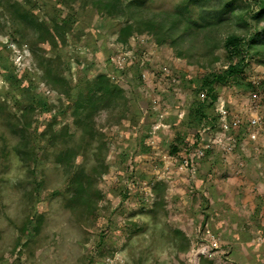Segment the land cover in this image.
<instances>
[{"label": "rangeland", "instance_id": "1", "mask_svg": "<svg viewBox=\"0 0 264 264\" xmlns=\"http://www.w3.org/2000/svg\"><path fill=\"white\" fill-rule=\"evenodd\" d=\"M19 1L48 26L67 14L70 27L63 44L33 45L32 53V30L19 35L0 7V264H264V65L248 59L244 76L214 85L212 103L197 89L201 76L235 60L223 35L244 29L229 24L215 32L208 55L201 33L184 34L175 46L157 44L146 31L117 41L132 15L158 16L181 0H142L119 18L83 1ZM121 55L122 68L110 61ZM41 62L68 81L69 98L43 81ZM97 73L124 90V102L94 116L106 167L94 181L99 193L90 214L69 205L67 175L53 155L80 141L72 98ZM203 100L210 123L195 115ZM220 102L243 122L239 129H219ZM28 104L36 106L29 134L38 158L27 168L13 151L19 138L8 120ZM253 115L259 128L248 126ZM52 116L53 133L65 126L74 136L54 143L39 137L50 132ZM95 144L79 150L74 167L88 172L96 164ZM198 144L211 147L197 155Z\"/></svg>", "mask_w": 264, "mask_h": 264}, {"label": "trees", "instance_id": "2", "mask_svg": "<svg viewBox=\"0 0 264 264\" xmlns=\"http://www.w3.org/2000/svg\"><path fill=\"white\" fill-rule=\"evenodd\" d=\"M83 1L92 4L98 11L110 16L119 18L124 11L129 12L132 8L139 9L142 0H131L124 3L121 0H72ZM66 3L68 0H59ZM0 7L7 13L10 19L20 28L19 35L27 28L32 30V46L40 48L39 44L46 43L50 47H56V40L64 43V33L70 27V19L67 14L61 18L54 16L51 26H48L42 19L29 9L22 6L19 0H0ZM136 14V13H135ZM56 17V18H55ZM134 17V18H132ZM233 24L237 30L244 29V33L237 31L225 33L222 38L223 48L235 60L229 62L225 68L218 72H207L200 78L197 89L203 90L206 97L215 100L213 87L215 84H228L236 78L245 75L248 59H253L256 63L264 65V0H181L173 11H163L160 15L152 16H131V19L119 29L117 41L125 43L129 35L133 32L146 31L153 35L157 44L168 43L175 46L177 39L184 34L194 35L201 33L204 41L203 47L207 46L209 55L210 47L208 42L213 34L218 33L221 28ZM206 34V36H204ZM34 41V42H33ZM42 49V48H41ZM44 64V65H43ZM43 65V66H40ZM39 68L44 69L43 81L50 84L51 89L61 91L66 97H70V86L68 81L59 72L53 71L50 64H39ZM79 84L81 83L78 82ZM254 84V83H252ZM82 87L77 90L72 98L71 116L72 122L79 130V142L73 146H66L54 152L53 159L61 164L67 175V187L70 191L68 197L69 205L84 209L87 213H92L95 205V198L98 191L93 189L96 177L105 171L104 155H102L104 142L95 128L94 116L100 110L115 109L124 102V90L113 83L105 73H97L89 80L82 82ZM252 85L248 83V87ZM61 88V89H60ZM45 109L47 105L43 103ZM207 105L204 100L198 102L196 106L197 119H204L210 123L212 119L207 114ZM36 106L28 104L20 110V114L15 121L8 120L12 130L17 133L18 142L13 147L19 161L25 167H31L38 158L35 151V138L29 134L31 128L30 114ZM55 118L49 119V131L40 132L39 137H48L49 143H54L56 139L64 136L73 137L74 133L66 131L63 126L57 133H53L51 128ZM95 141L93 155L96 164L92 165L87 172L83 166L74 167V161L79 154V150L91 145ZM176 146L171 147V152L175 153ZM164 184L156 182L155 192H161ZM22 226V231L26 232L27 223ZM40 218H37L33 225V230L39 228ZM181 235L180 231H176Z\"/></svg>", "mask_w": 264, "mask_h": 264}, {"label": "built area", "instance_id": "3", "mask_svg": "<svg viewBox=\"0 0 264 264\" xmlns=\"http://www.w3.org/2000/svg\"><path fill=\"white\" fill-rule=\"evenodd\" d=\"M111 62H115L120 68H122L121 62L123 63L124 61V55H121L120 57H118L116 60H114L112 57L110 58ZM146 74L142 73L141 71H139V77L142 79H145ZM174 80V79H173ZM252 83H255L254 81H252ZM202 94V93H201ZM205 93L202 94V98H204ZM215 115L217 117V123H218V127L220 130L222 131H230V130H237L240 128V126L242 125V121L240 120L239 117L233 115L231 116L227 106L225 104H223V102H220L218 104H216L215 106ZM261 125V119L258 116H250L248 119V126L250 127H257L259 128ZM255 134L254 131L250 133V137L254 138ZM233 139V138H232ZM209 141L210 138H208ZM207 140V141H208ZM203 145V144H202ZM200 146L199 144L196 145L195 151L197 153V155H202L204 152V148L206 147H211L208 144H205L203 146ZM187 161V159L185 160V162Z\"/></svg>", "mask_w": 264, "mask_h": 264}]
</instances>
